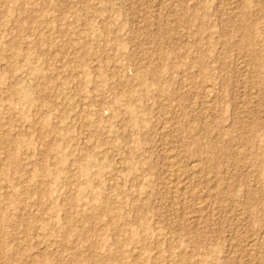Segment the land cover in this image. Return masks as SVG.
<instances>
[{
	"label": "rangeland",
	"instance_id": "obj_1",
	"mask_svg": "<svg viewBox=\"0 0 264 264\" xmlns=\"http://www.w3.org/2000/svg\"><path fill=\"white\" fill-rule=\"evenodd\" d=\"M0 264H264V0H0Z\"/></svg>",
	"mask_w": 264,
	"mask_h": 264
},
{
	"label": "bare ground",
	"instance_id": "obj_2",
	"mask_svg": "<svg viewBox=\"0 0 264 264\" xmlns=\"http://www.w3.org/2000/svg\"><path fill=\"white\" fill-rule=\"evenodd\" d=\"M248 39L250 40V38H247V41H248ZM244 41H245V38H244ZM243 41V42H244ZM246 42V41H245ZM245 42H244V44H245ZM252 41L250 40V41H248V42H246L248 45L251 43ZM247 44H245V45H247ZM252 44V43H251ZM252 46V45H251ZM254 47V46H253ZM213 96V95H212ZM170 151V150H169ZM176 153V152H175ZM178 153V152H177ZM169 158V157H168ZM173 158V157H172ZM170 160V159H169ZM175 160H176V158H175ZM171 161V160H170ZM179 161L177 160V162L176 161H171V167H179L180 168V163H178ZM199 168V167H198ZM171 169V168H170ZM176 169L177 168H175V172H176ZM197 168H196V166L195 167H193V170H196ZM174 170V169H173ZM179 171H181L182 172V168H181V170H179ZM190 173H192V172H190ZM194 173V172H193ZM179 174V173H178ZM183 175V174H182ZM182 181V180H181ZM180 185V184H179ZM175 189H177L176 187H175ZM200 191V190H199ZM174 193V192H173ZM178 198L182 201V205L184 204V205H188L189 203L190 204H195L196 206V208L198 209V211H201L202 210V205H200V203H196V199H197V197H198V190H196L195 189V187L193 188V187H191V186H187L186 184H183V187H180L179 186V188H178ZM176 193V194H177ZM201 195V194H200ZM198 198H200V197H198ZM180 201V202H181ZM107 209V208H106ZM118 219V218H117Z\"/></svg>",
	"mask_w": 264,
	"mask_h": 264
}]
</instances>
